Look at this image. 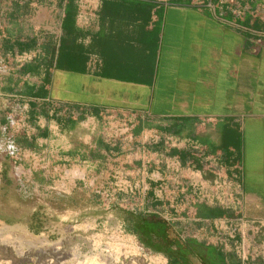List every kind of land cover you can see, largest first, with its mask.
Here are the masks:
<instances>
[{
	"label": "crops",
	"instance_id": "0c3cea01",
	"mask_svg": "<svg viewBox=\"0 0 264 264\" xmlns=\"http://www.w3.org/2000/svg\"><path fill=\"white\" fill-rule=\"evenodd\" d=\"M0 62L7 188L158 218L235 194L202 232L264 264V0H0Z\"/></svg>",
	"mask_w": 264,
	"mask_h": 264
},
{
	"label": "rangeland",
	"instance_id": "374dc122",
	"mask_svg": "<svg viewBox=\"0 0 264 264\" xmlns=\"http://www.w3.org/2000/svg\"><path fill=\"white\" fill-rule=\"evenodd\" d=\"M79 190H83L82 186L71 196L43 197L35 194L28 179L22 178L16 187L7 188L0 178V264H174L126 231L124 213L131 210L129 206L108 204L102 197ZM209 198L206 202L214 207L226 202V196L218 193ZM197 200L189 212H167L160 217L162 220L159 218L162 223L178 218L181 224L179 228L166 224L169 229L165 234L177 242L185 264H224L216 255L212 261L203 249L217 247L220 242L215 235L207 237L195 226L200 224L196 208L204 203L203 198ZM135 211L144 218L156 216L150 210ZM232 212L228 211L233 215ZM201 222L205 227L215 226L212 221ZM181 230L197 232L199 243H193L191 238L189 245L179 235ZM238 260L243 264L242 259Z\"/></svg>",
	"mask_w": 264,
	"mask_h": 264
},
{
	"label": "trees",
	"instance_id": "16d2710c",
	"mask_svg": "<svg viewBox=\"0 0 264 264\" xmlns=\"http://www.w3.org/2000/svg\"><path fill=\"white\" fill-rule=\"evenodd\" d=\"M66 36L67 39L62 40L61 46H64L67 50H69L71 46L69 40L71 37V33L69 32V30L66 32ZM80 49H82L81 46ZM56 68H58V66H56ZM54 69L55 67L49 66L48 75H50L51 71H53ZM124 215L126 231L132 235L138 236L142 244H144L148 249L154 251L157 254L166 256L168 260L174 262V264L186 263L185 255L181 252V248L178 247L177 242L169 239V237L165 234V232L169 229L166 226V223H162L161 220L156 216L152 218H144L141 214L134 210L126 211ZM225 216L226 213L221 209L201 204L197 206L195 213V217L200 220V224H195V226L199 227L200 230H202L203 228L206 229L201 221H213L219 218H224ZM180 225L181 224L179 223H174L171 226L174 228H179ZM178 233L180 236L184 237L186 241H188V244L192 242V240H189L191 238L194 240L193 243H199L197 241L198 238L195 237V233L197 232L187 233L181 230ZM154 242L160 243L162 249H156L155 247H153ZM187 243L186 245L189 247L190 244L188 245ZM203 249L206 251V255L212 259V261L215 260L214 255L217 254V256L222 257L221 252H224V248L220 244L217 247H203ZM227 260L229 262H232L233 264L240 263V260H238V258L230 253L227 255Z\"/></svg>",
	"mask_w": 264,
	"mask_h": 264
},
{
	"label": "built area",
	"instance_id": "2783aa9c",
	"mask_svg": "<svg viewBox=\"0 0 264 264\" xmlns=\"http://www.w3.org/2000/svg\"><path fill=\"white\" fill-rule=\"evenodd\" d=\"M6 73V67L3 65L2 62H0V76H3ZM173 143H178V142H173ZM10 152L11 153H16L17 151H15V149L10 148ZM211 172L214 174L213 176H215L217 178V180L219 181L222 177V172L218 169H216V167H212ZM238 200H237V196L235 194H226V202H222L220 203L219 207H214L213 208H218L221 209L223 212H225L227 214L226 218H219L216 220H213L212 222H214L215 224V228L218 231H221V228L223 226V224H229L231 223L233 220L232 218H230V216L235 215L236 213H238L239 211H237L238 208ZM239 209V208H238ZM231 210L233 211V215L231 213H228V211ZM234 212H236L234 214ZM205 221V220H204ZM209 221V220H206ZM220 245H222L223 247L227 248L229 247V242L224 241V240H220ZM238 246V245H237ZM243 244H241L238 248H237V257L242 259L243 264H249V259H248V255L246 253V251L243 249ZM239 248H241V251L239 250Z\"/></svg>",
	"mask_w": 264,
	"mask_h": 264
},
{
	"label": "flooded vegetation",
	"instance_id": "af4514ba",
	"mask_svg": "<svg viewBox=\"0 0 264 264\" xmlns=\"http://www.w3.org/2000/svg\"><path fill=\"white\" fill-rule=\"evenodd\" d=\"M153 247H155L156 249H162V246L158 242H154Z\"/></svg>",
	"mask_w": 264,
	"mask_h": 264
},
{
	"label": "bare ground",
	"instance_id": "6f19581e",
	"mask_svg": "<svg viewBox=\"0 0 264 264\" xmlns=\"http://www.w3.org/2000/svg\"><path fill=\"white\" fill-rule=\"evenodd\" d=\"M24 243V242H23Z\"/></svg>",
	"mask_w": 264,
	"mask_h": 264
}]
</instances>
